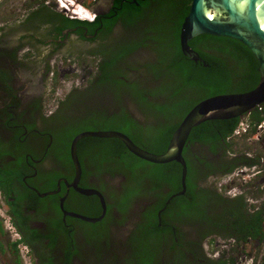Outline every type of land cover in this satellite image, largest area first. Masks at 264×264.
Wrapping results in <instances>:
<instances>
[{
  "label": "flooded vegetation",
  "instance_id": "flooded-vegetation-1",
  "mask_svg": "<svg viewBox=\"0 0 264 264\" xmlns=\"http://www.w3.org/2000/svg\"><path fill=\"white\" fill-rule=\"evenodd\" d=\"M70 1L66 7L56 0H0V264H262L264 172L259 180L255 166L226 173L239 156L243 136L228 138L232 148L225 142L214 149L204 145L207 163L195 166L201 171L193 185L206 200L204 219L162 206L158 190L121 205L129 177L116 159L90 146L78 154L77 186L99 191L106 214L92 223L102 224L96 231L82 228L84 220L72 216H91L83 213L90 201L77 194L97 199L102 211L93 217L104 209L97 194L71 185L73 159L71 165L61 158L65 128L129 116L135 122L130 131L149 139V129L160 123L149 112L161 110L166 101L152 93L149 103L138 102L134 93L160 87L151 77L159 57L155 37L177 28L173 21L187 0ZM78 6L92 20L82 19ZM165 8L170 15L161 14ZM237 66L236 58V73ZM242 176L249 180L236 182ZM178 192L163 190L173 197ZM155 212L165 230L155 231L153 239L149 214ZM240 219L248 223L244 229L237 226L236 234ZM239 235L246 249L241 259L236 255Z\"/></svg>",
  "mask_w": 264,
  "mask_h": 264
},
{
  "label": "trees",
  "instance_id": "trees-1",
  "mask_svg": "<svg viewBox=\"0 0 264 264\" xmlns=\"http://www.w3.org/2000/svg\"><path fill=\"white\" fill-rule=\"evenodd\" d=\"M191 1L187 0L184 3L181 15H178L177 19L173 21L174 26L177 28L170 32H158L155 37L158 42L157 53L159 57L151 77L153 81L155 80L160 83V87L148 94H145L146 91L144 90L139 91L140 93L137 91L134 93L138 102L146 100L149 103V94L152 96L153 94H161L160 96L165 98L164 102L166 101V106H162L161 110L158 108L157 111L149 112L161 124L154 125L149 129V139L147 141L142 140L139 134H134L130 131L131 127L135 125V122L129 116H126L124 120L113 116L109 121L97 123L96 125H99L100 129L94 128L93 130L122 131L129 135L142 148L153 153L161 154L167 150L171 137L184 117L200 101L217 94L250 91L259 84L261 75L258 59L246 45L234 38L203 34L190 41V45L199 52L208 64L207 66L201 61H194L184 55L180 45V32L182 23L189 13ZM166 9L169 8H165V11L161 13L162 15L171 14L169 13L170 9L168 10L169 12ZM173 18L174 15L171 19L173 20ZM169 22L172 23V21ZM236 58L237 67L239 68L238 73H236ZM240 121V117L232 119H212L192 129L183 150L188 167L186 178L187 189L184 194L177 195L178 197H173V199L171 198L173 192L183 190V167L177 161L168 163H153L147 161L132 153L121 139L112 137H84L78 143V154L81 157L84 152L83 148L90 146L92 149L97 148V154H103L109 159L112 158L118 161V164H120L130 179V185L128 186L130 188L122 194L120 200L121 205L130 201L134 195H141L142 193L158 190L157 196L162 206H167V209H170V207H179L183 212L186 211L187 216L204 219L203 215L205 213L201 208L206 200L203 194L201 195L202 192L195 190L193 186L195 181L194 176L197 172L201 171V168L196 169L195 166L199 163L202 164V167L207 163L208 156L204 153V145H213L214 149L219 143L224 144L225 142L228 143L229 148H232L228 138L233 135ZM245 121L248 123L250 130L244 138H249V136L257 133L258 126L264 121V106L261 111L258 108L253 110L250 119L247 120L246 118ZM87 127L88 125L80 126L72 124L65 128L64 137L61 138L60 143L62 144L61 148L63 150L61 158L66 164L69 163L72 165L70 146L73 138L77 133L86 131L88 129ZM263 139L264 136L261 135L259 140L262 141ZM55 140H57L56 137ZM249 150H236V155L239 154V156L234 157L235 162L233 160L232 167L226 173L238 171L243 168H252L254 166L263 169L264 154L259 151L250 152L252 153L250 154ZM10 175L14 176L12 173ZM55 180L52 178L50 184H55ZM165 187L171 188L172 193L165 195L163 193ZM77 197L80 200H89L91 203V207L85 208L83 213L95 216L102 211L97 199L95 201L90 197L80 196L78 194ZM169 199L172 205H168ZM242 201H245L244 197L240 199V202ZM149 215L151 216L149 225L154 227L153 229H148L149 236L151 235L154 239L155 231L161 232L165 229L160 227L157 212ZM243 216L241 214V217ZM222 217L221 215L220 218ZM261 218L263 219V217ZM211 220L209 218L208 221ZM251 222L254 223V221ZM247 223L248 221L246 220H236V234L238 232L237 226H241L244 229L242 225ZM80 224L82 228H84L83 226L85 228L90 226L95 231L102 226L100 223L92 224L85 221H80ZM93 231L91 230V232ZM242 231L240 229V232ZM149 236L146 231V238L148 239ZM239 239L242 242L243 238L240 235L238 236ZM141 264L146 263L142 261Z\"/></svg>",
  "mask_w": 264,
  "mask_h": 264
},
{
  "label": "water",
  "instance_id": "water-1",
  "mask_svg": "<svg viewBox=\"0 0 264 264\" xmlns=\"http://www.w3.org/2000/svg\"><path fill=\"white\" fill-rule=\"evenodd\" d=\"M203 34L234 38L246 45L260 63L259 84L250 91L217 94L200 101L184 117L171 137L167 150L161 154L142 148L129 135L118 130H86L77 134L70 147L76 169L75 179L71 185L83 194H97L102 201L104 211L96 217L77 213H71L72 216L95 223L102 220L107 208L104 197L99 191L85 190L77 186L82 174L78 156V143L82 138L90 136L119 138L132 153L142 159L153 163L171 161L181 163L183 190L176 193L180 195L186 191L188 167L183 150L192 129L207 120L243 118L246 113L264 104V0H193L181 27V48L187 57L194 61H202L207 65L199 52L190 45L192 39ZM53 193L56 192L46 194Z\"/></svg>",
  "mask_w": 264,
  "mask_h": 264
},
{
  "label": "built area",
  "instance_id": "built-area-1",
  "mask_svg": "<svg viewBox=\"0 0 264 264\" xmlns=\"http://www.w3.org/2000/svg\"><path fill=\"white\" fill-rule=\"evenodd\" d=\"M59 3H61L62 5L66 6V4H68L69 2H66L64 0H57ZM71 2V1H70ZM67 7V6H66ZM79 11V13H78ZM81 11V12H80ZM76 12L79 14V16H81L82 19H91V14L89 13V11L87 9H85L82 6H78V8L76 9ZM264 104H260L257 106V108L261 111L263 109ZM249 125L245 120H241L238 124V126L236 127V129L234 130V135L236 136H244L247 135L249 133ZM264 133V121L261 122V124L258 126V131L257 133H255L253 136H251L250 138H257L259 139L260 136ZM258 172H262L261 170H259ZM9 227L13 228L11 223H9V220L7 221Z\"/></svg>",
  "mask_w": 264,
  "mask_h": 264
},
{
  "label": "rangeland",
  "instance_id": "rangeland-1",
  "mask_svg": "<svg viewBox=\"0 0 264 264\" xmlns=\"http://www.w3.org/2000/svg\"><path fill=\"white\" fill-rule=\"evenodd\" d=\"M87 128H88L87 130H93L94 128L100 129V126L94 124V125H88ZM262 135L264 136V133ZM238 140H239L238 143L240 144L238 151H243L244 149L249 148L251 152H254V150L258 149L257 151L264 154V144H262V143H264V139L262 141H259V143H255L256 139L254 140V139H250V138H239ZM250 154H252V153H250ZM254 177H257L256 180H259L258 174H255ZM248 180H249V178L247 176H242L240 179H238V177H237L236 182H242V181H248ZM236 188L238 189V186H236Z\"/></svg>",
  "mask_w": 264,
  "mask_h": 264
},
{
  "label": "crops",
  "instance_id": "crops-1",
  "mask_svg": "<svg viewBox=\"0 0 264 264\" xmlns=\"http://www.w3.org/2000/svg\"><path fill=\"white\" fill-rule=\"evenodd\" d=\"M244 137V136H243ZM250 139H256V141H255V143H259V139H257V138H250ZM258 140V141H257ZM249 149V148H248ZM258 149H256V150H254V152L255 151H257ZM251 151L249 150V153H250ZM241 243L242 242H239V243H237V246H236V255H238L239 256V259H241V256H243V254H244V252L246 251V249L244 248H241L240 246H241ZM244 261V260H243ZM263 262V261H262ZM247 264H249L248 262H247ZM263 264V263H262Z\"/></svg>",
  "mask_w": 264,
  "mask_h": 264
},
{
  "label": "clouds",
  "instance_id": "clouds-1",
  "mask_svg": "<svg viewBox=\"0 0 264 264\" xmlns=\"http://www.w3.org/2000/svg\"><path fill=\"white\" fill-rule=\"evenodd\" d=\"M57 1V0H56ZM64 1H66V2H70V0H64ZM58 2V1H57ZM59 3V2H58ZM60 5H62L61 3H59ZM245 136V135H244ZM251 136H249V138H250ZM260 139V138H259ZM263 162H264V159H263ZM245 169H241V170H238V171H241V172H243ZM259 170H261L262 172H258ZM256 171H257V173L256 174H258V175H262L263 174V172H264V168L263 169H259V167H256Z\"/></svg>",
  "mask_w": 264,
  "mask_h": 264
},
{
  "label": "bare ground",
  "instance_id": "bare-ground-1",
  "mask_svg": "<svg viewBox=\"0 0 264 264\" xmlns=\"http://www.w3.org/2000/svg\"><path fill=\"white\" fill-rule=\"evenodd\" d=\"M81 12V11H80ZM78 13H79V11H78Z\"/></svg>",
  "mask_w": 264,
  "mask_h": 264
}]
</instances>
